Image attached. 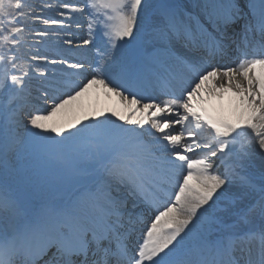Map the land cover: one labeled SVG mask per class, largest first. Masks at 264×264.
Listing matches in <instances>:
<instances>
[{"label": "snow or ice", "instance_id": "obj_1", "mask_svg": "<svg viewBox=\"0 0 264 264\" xmlns=\"http://www.w3.org/2000/svg\"><path fill=\"white\" fill-rule=\"evenodd\" d=\"M0 264H264V0H0Z\"/></svg>", "mask_w": 264, "mask_h": 264}, {"label": "rangeland", "instance_id": "obj_2", "mask_svg": "<svg viewBox=\"0 0 264 264\" xmlns=\"http://www.w3.org/2000/svg\"><path fill=\"white\" fill-rule=\"evenodd\" d=\"M48 14L50 15V14H55V13H48ZM84 32L86 33V29H85ZM78 44H80L79 40L75 41V44L73 46H76ZM93 51H95V50L93 49ZM149 94H150V90L147 93H145L146 96L149 95ZM94 98H95V100H90L89 103L92 102L91 104H93L95 106H98V107L111 108V109H117L118 110V104H117V102H116L114 97L110 98V97H105L102 93H100L99 95L94 93ZM113 119H116V118L113 117ZM117 122L119 123L120 121H117Z\"/></svg>", "mask_w": 264, "mask_h": 264}, {"label": "bare ground", "instance_id": "obj_3", "mask_svg": "<svg viewBox=\"0 0 264 264\" xmlns=\"http://www.w3.org/2000/svg\"><path fill=\"white\" fill-rule=\"evenodd\" d=\"M50 15H55V14H50ZM73 32H75V35H76V41H80V39H79V37L81 36V35H86V33L85 32H83V33H80L79 31H76L75 30V28H74V26H73ZM68 38H72V36L71 35H69L68 36ZM65 47H67V46H65ZM74 48L76 47V46H73ZM147 96H152V97H159V99H166L167 97H164V96H162L160 93H159V91L157 90V91H155L153 94H149V95H147ZM111 98V97H110ZM90 100H95V98H94V93L90 96V98L86 101L87 103H89L90 102ZM111 100V99H110ZM113 101V100H112ZM146 102V101H145ZM92 103V102H91ZM221 171H223V168H221L220 169Z\"/></svg>", "mask_w": 264, "mask_h": 264}]
</instances>
